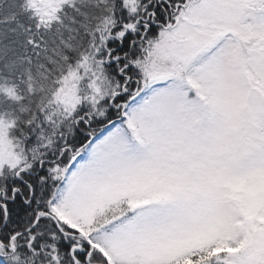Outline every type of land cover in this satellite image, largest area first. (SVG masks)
Masks as SVG:
<instances>
[{
  "label": "snow or ice",
  "instance_id": "obj_1",
  "mask_svg": "<svg viewBox=\"0 0 264 264\" xmlns=\"http://www.w3.org/2000/svg\"><path fill=\"white\" fill-rule=\"evenodd\" d=\"M0 264H264V0H0Z\"/></svg>",
  "mask_w": 264,
  "mask_h": 264
}]
</instances>
